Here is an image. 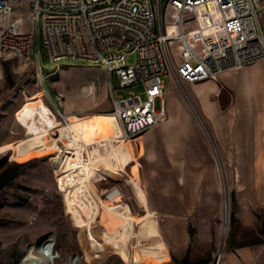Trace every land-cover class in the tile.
I'll return each instance as SVG.
<instances>
[{
  "label": "rangeland",
  "instance_id": "374dc122",
  "mask_svg": "<svg viewBox=\"0 0 264 264\" xmlns=\"http://www.w3.org/2000/svg\"><path fill=\"white\" fill-rule=\"evenodd\" d=\"M261 19L264 25V13ZM27 23V30L31 31L30 21ZM35 51L36 36L29 62L19 63L9 55L2 60L1 66L0 264H19L25 257H32L34 243L49 239L54 245L56 264H224L229 257L232 258L230 264H264V190L262 196L258 193L255 203H251L241 185L240 174L226 172L244 163L245 142L236 136L235 128L251 118L237 112L231 88L219 78L215 80L220 87L217 92L207 87L197 95L194 84L175 83L172 77H166V90L171 89L167 94L169 116L148 131L151 136H163L160 130H166L167 136L173 138L180 164L189 167L196 164L205 170L200 187L203 198L213 204L203 205L206 211L201 219H194L188 206V237L178 244L169 243L164 236L165 221L161 215L158 220L160 238L167 244L169 257L142 262L135 260L140 257L141 246L138 224L148 211L128 180L115 179L99 171L94 174L100 195L106 188L120 185L123 200L130 204L129 219L134 234L122 243L103 223L101 210L95 213L98 215L90 224L79 219L56 169L58 156L72 152L62 141L63 132L71 122L79 118H112V101L107 89L111 75L102 66L68 64L49 77L51 96H41L43 86L37 76ZM136 60L137 54L133 52L128 54L126 63L131 65ZM112 79L117 94L134 93L145 98L141 86L121 88L119 76L114 74ZM86 85L94 87L93 97L83 94L82 87ZM57 96H62V110L69 116L70 124L59 115L54 103L58 101ZM131 146L134 155L130 165H139L147 195L149 176L159 169L151 163L154 150H146L140 139ZM99 147L97 143L89 145L91 151ZM99 149L106 154L103 146ZM155 150L165 160L163 168L175 169L171 151L162 141L157 142ZM214 166L219 171L208 173V168ZM130 172L127 166L124 175L128 177ZM25 227L32 231L28 238L18 237L7 243L12 234ZM38 260L52 264L51 257L41 256Z\"/></svg>",
  "mask_w": 264,
  "mask_h": 264
},
{
  "label": "built area",
  "instance_id": "2783aa9c",
  "mask_svg": "<svg viewBox=\"0 0 264 264\" xmlns=\"http://www.w3.org/2000/svg\"><path fill=\"white\" fill-rule=\"evenodd\" d=\"M263 13L264 0H0V75L6 56L31 60L35 36L43 95L51 96L49 77L65 65L104 67L111 75V114L121 125L116 143L132 144L168 118L166 77L175 83L218 80L264 60ZM133 52L137 60L129 65ZM114 74L119 87L141 86L145 98L117 94ZM86 86L83 94L93 97L94 87ZM61 97L54 103L67 122ZM101 196L110 205L130 207L120 185Z\"/></svg>",
  "mask_w": 264,
  "mask_h": 264
},
{
  "label": "crops",
  "instance_id": "0c3cea01",
  "mask_svg": "<svg viewBox=\"0 0 264 264\" xmlns=\"http://www.w3.org/2000/svg\"><path fill=\"white\" fill-rule=\"evenodd\" d=\"M222 83L231 88L236 97V110L238 113L251 118L237 124L235 134L245 142L244 163L236 165L227 173H239L240 182L244 187L251 203H255L257 194L264 190V62L258 61L245 66L241 71H227L221 74ZM195 94H202L207 87L218 91L219 84L215 80L207 79L192 83ZM171 92V89L168 93ZM202 99V97H200ZM168 98V107H169ZM163 136H151V132H145L140 138L141 144L151 155L155 170L153 176H149L147 183V195L142 186V177L138 164L132 166V146L127 141L116 143L120 136L121 125L115 118H103L92 120L79 118L71 122L63 132L62 141L72 152L64 156H58L56 169L66 185L67 194L71 203L75 206L79 219L90 224L93 213L102 209V221L109 226L112 236L122 243H126L134 234L132 222L129 219L128 205H110L106 203L97 192L94 182L95 172H103L115 179H126L132 188L138 192L147 206V213L139 221L138 232L140 257L135 260L145 262L149 259L162 261L169 257L167 244L161 239L159 219L164 216V236L169 243L178 244L188 237L187 215L188 206L194 215V219H201L206 209L203 205L213 204L211 200H205L202 195L204 173L202 167L196 164L182 166L180 156L173 144L172 136L161 129ZM164 143L175 161V169L166 170L165 160L155 153L157 142ZM98 144L106 149V154L100 152V147L93 151L89 145ZM127 166L131 172L128 177ZM207 172L217 173L219 168H208ZM192 173L188 175V173ZM143 178L146 179L145 174ZM216 178V175H215ZM217 179V178H216ZM72 183V185H70ZM148 196V197H147ZM87 216V218L85 217ZM127 224V230L125 226ZM142 241H149L143 243ZM152 241V242H151ZM146 254V255H145ZM147 257V258H146ZM229 257L224 264H230Z\"/></svg>",
  "mask_w": 264,
  "mask_h": 264
},
{
  "label": "bare ground",
  "instance_id": "6f19581e",
  "mask_svg": "<svg viewBox=\"0 0 264 264\" xmlns=\"http://www.w3.org/2000/svg\"><path fill=\"white\" fill-rule=\"evenodd\" d=\"M40 93L41 96H43V93L42 92ZM133 113H140V106H133ZM110 117L115 118L113 115H110ZM66 124H70V122L67 121ZM227 207L228 206L226 204V210ZM31 232L32 231L28 227L27 228L25 227L22 230H17L14 234H12L9 237L7 243L13 242V240L15 239L17 240L19 238L25 240L26 238H28ZM50 241L51 239L45 241L44 243H38V242L34 243V247L32 250V257H25L23 260H21L19 264H43L41 261L38 260V258H41V256L51 257L52 258L51 263L56 264V260L54 257V245Z\"/></svg>",
  "mask_w": 264,
  "mask_h": 264
},
{
  "label": "water",
  "instance_id": "95a60500",
  "mask_svg": "<svg viewBox=\"0 0 264 264\" xmlns=\"http://www.w3.org/2000/svg\"><path fill=\"white\" fill-rule=\"evenodd\" d=\"M227 206H228V204H227ZM217 263H218V262H217ZM217 263H216V264H217Z\"/></svg>",
  "mask_w": 264,
  "mask_h": 264
}]
</instances>
